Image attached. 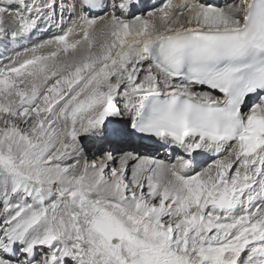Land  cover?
Returning a JSON list of instances; mask_svg holds the SVG:
<instances>
[{"label": "snow or ice", "instance_id": "snow-or-ice-1", "mask_svg": "<svg viewBox=\"0 0 264 264\" xmlns=\"http://www.w3.org/2000/svg\"><path fill=\"white\" fill-rule=\"evenodd\" d=\"M0 264H264V0H0Z\"/></svg>", "mask_w": 264, "mask_h": 264}, {"label": "bare ground", "instance_id": "bare-ground-1", "mask_svg": "<svg viewBox=\"0 0 264 264\" xmlns=\"http://www.w3.org/2000/svg\"><path fill=\"white\" fill-rule=\"evenodd\" d=\"M161 158H165V157H164V153H163V152H161Z\"/></svg>", "mask_w": 264, "mask_h": 264}]
</instances>
